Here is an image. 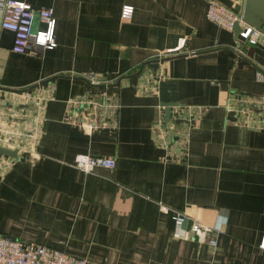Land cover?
<instances>
[{"label":"crops","instance_id":"1","mask_svg":"<svg viewBox=\"0 0 264 264\" xmlns=\"http://www.w3.org/2000/svg\"><path fill=\"white\" fill-rule=\"evenodd\" d=\"M25 1L53 8L57 46L19 54L0 32V128L25 146L0 153V234L88 264H264V47L210 21L211 0Z\"/></svg>","mask_w":264,"mask_h":264},{"label":"built area","instance_id":"2","mask_svg":"<svg viewBox=\"0 0 264 264\" xmlns=\"http://www.w3.org/2000/svg\"><path fill=\"white\" fill-rule=\"evenodd\" d=\"M134 6L125 5L122 10L123 18H132ZM45 27L38 29L36 34L32 33L36 16ZM210 21L219 27L233 31L238 25L239 36L250 43L264 47V30L248 23L243 12H235L215 0H211L207 12ZM56 24L53 8L35 9L25 0H0V32L9 30L13 33L12 50L15 53L25 54L31 50V41L36 45L53 49L57 46ZM91 83H98L96 76H85ZM258 78L264 80V74L259 73ZM5 131L0 128V149L17 150L18 153L25 148L16 143L14 136H6ZM75 168L83 173L91 174L98 168L115 170L116 160L107 157H92L89 155H79L75 160ZM161 211L165 215H171L177 228H182L187 220V216L181 213L172 212L167 206H161ZM220 230L216 227L204 225L199 221H194L190 229V241L200 245H208L214 250L218 247V234ZM260 248L264 251V242ZM0 264H88L86 259L75 257L55 249H50L35 243H24L19 239L0 234Z\"/></svg>","mask_w":264,"mask_h":264},{"label":"water","instance_id":"3","mask_svg":"<svg viewBox=\"0 0 264 264\" xmlns=\"http://www.w3.org/2000/svg\"><path fill=\"white\" fill-rule=\"evenodd\" d=\"M243 15L245 20L254 25L255 27L262 28L264 30V0H245ZM40 17L37 15L34 24L32 33L36 34L38 30V25L40 24ZM237 33L240 31V27L237 25L234 29ZM167 107H170L167 104ZM170 117V108H167V118ZM1 154H5L10 157L16 158L18 156L17 150L1 149Z\"/></svg>","mask_w":264,"mask_h":264}]
</instances>
